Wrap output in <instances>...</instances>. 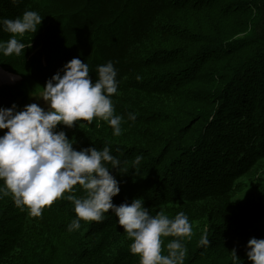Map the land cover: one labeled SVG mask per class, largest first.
Returning a JSON list of instances; mask_svg holds the SVG:
<instances>
[{"label":"trees","instance_id":"16d2710c","mask_svg":"<svg viewBox=\"0 0 264 264\" xmlns=\"http://www.w3.org/2000/svg\"><path fill=\"white\" fill-rule=\"evenodd\" d=\"M238 1L23 0L17 6L0 0L5 18L25 10L44 17L36 33L22 38L31 44L24 55H0V68L19 77L18 84H0V108L15 104L22 110L26 94L41 92L73 58L89 64L93 81L98 79L96 68L111 61L119 82L112 100L116 114L126 121L122 134L114 136L99 119L75 122L70 129L58 125L57 131H65L76 150L109 146L121 161L119 169L111 170L121 189L113 203L142 198L153 216L185 212L207 236L209 243L199 247L211 264H232L233 250L241 264H253L247 243L264 238V102L257 91L264 77V0L251 7ZM247 8L255 11L247 39L258 49L247 56L246 68L238 62L228 71L226 63L220 71L216 65L239 52L245 41H225L218 22H232L230 16L244 15ZM217 12L221 17L213 18ZM195 18L206 22L202 27L208 32L194 25ZM210 25L215 31L210 32ZM9 36L0 32V39ZM202 72L211 74L205 81L217 85L208 100L212 90L194 88L202 83ZM188 94L193 100L184 96ZM128 113L136 115L134 122ZM137 155L142 167L135 165ZM75 187L74 194L83 196L84 190ZM105 217L102 222L81 221L78 230L69 232L76 218L70 201L57 199L34 217L17 208L11 196L4 197L0 264H139L116 215ZM169 238H162L163 245ZM191 255L184 264L195 263L197 255Z\"/></svg>","mask_w":264,"mask_h":264},{"label":"clouds","instance_id":"9594fccd","mask_svg":"<svg viewBox=\"0 0 264 264\" xmlns=\"http://www.w3.org/2000/svg\"><path fill=\"white\" fill-rule=\"evenodd\" d=\"M22 2L11 0L17 6ZM43 18L34 10H25L14 19L0 16V32L10 34L7 40L0 39V55H24L31 44L22 38L36 33ZM96 71L98 79L93 81L89 64L73 58L46 81L40 92L45 107L31 103L22 110L15 104L0 108V130H7L0 136V199L11 196L17 208L34 217L57 199H66L76 213L69 232L78 230L81 221L102 222L105 213H114L132 241L130 252L140 257L139 264H183L185 241L193 235L189 216L183 211L174 217L163 211L153 216L142 198L117 206L113 197L120 193V182L111 170L120 168V159L111 154L109 146L76 150L75 141L65 131H57L58 125L70 129L75 122L91 124L99 119L111 126L114 136L122 134L126 121L116 114L112 100L118 92L117 69L108 61ZM128 120L134 122L136 115L128 113ZM141 160L137 155L135 165ZM77 185L84 190L83 196L74 194ZM163 237H174L167 244V254H163ZM199 243L207 245V236ZM246 255L253 264H264V238H251ZM241 261L233 250L232 264Z\"/></svg>","mask_w":264,"mask_h":264},{"label":"rangeland","instance_id":"374dc122","mask_svg":"<svg viewBox=\"0 0 264 264\" xmlns=\"http://www.w3.org/2000/svg\"><path fill=\"white\" fill-rule=\"evenodd\" d=\"M239 1H244V5L248 4V7H251L255 4V2H257L258 0H239ZM238 1V2H239ZM235 3H237V0H235ZM253 12H250V10L247 8V12H245L244 15L241 14H236L235 16H230L232 18V22L228 21L227 19H220L218 22L219 26V33L221 34V36L224 37L225 41H232L235 39H243L245 41V45L243 47H241L239 50V52H235L232 53L233 55L229 56L228 58L223 59L221 62H219L216 67L217 69H219L220 71L222 70L223 66L227 63L228 65V71L231 68H235L238 62H243L245 68L247 67L246 65V58L247 56L250 54H255V50L258 49V47H255V45H253L251 42H249L248 39H250L249 36V29L251 28V21L253 19ZM220 12H217L216 14H214V17H221V15H219ZM194 23V25H199L203 31H207V29H205L204 27H202L203 25H205V21H201V20H197V18H195V20L192 21ZM218 25H217V29H218ZM210 28V32L215 31L214 29L211 28V25L209 26ZM216 29V30H217ZM216 36V35H213ZM220 36V35H218ZM248 38V39H247ZM223 47V46H222ZM201 74H203L201 81L202 83H198L197 86H195L194 88L196 89H201L204 91V93H207V91L212 90L211 93L206 95V100L210 99L212 97V94L214 93L213 90H215L217 88L216 84H212L209 81H205V76H211V74L207 73V72H202ZM260 74H262V72L260 71ZM8 74H6L5 72L2 74V77H7ZM0 77V78H2ZM263 79V85L262 88H257L259 91V95L261 97L262 102H264V77H262ZM222 87H225V81L224 79L221 82ZM189 97L190 99L191 94L188 95H184ZM193 100V99H191ZM37 103L39 104L41 107H45V102L42 100V98H40V95L36 96V97H32L30 100V103ZM185 108L188 109L189 108V104H184ZM198 104L195 103V107H197ZM184 153V152H183ZM183 153H181L182 155H184ZM261 153V152H260ZM179 154V155H181ZM186 158V157H185ZM185 158L183 159V161L185 160ZM182 161V162H183ZM139 166H143V164H140ZM180 166V164L178 165ZM179 168V167H178ZM174 217V216H172ZM193 227V226H192ZM205 234H201L198 230H196L195 227H193V235L191 237L190 240H186L185 241V246L187 248V253L184 257V260L186 259V257L188 256V253H191V257L193 258L194 255H197V258L194 264H211L210 260L207 262V258L204 257V252L202 251L203 248L201 249L199 246L201 245L199 243V241L202 239L201 237H204ZM174 239V237L169 238V241H165L164 245H163V253L167 254V244ZM191 248L188 250V248ZM194 259V258H193ZM184 260H183V264H184Z\"/></svg>","mask_w":264,"mask_h":264},{"label":"bare ground","instance_id":"6f19581e","mask_svg":"<svg viewBox=\"0 0 264 264\" xmlns=\"http://www.w3.org/2000/svg\"><path fill=\"white\" fill-rule=\"evenodd\" d=\"M105 24V23H104ZM3 71L0 70V77H2Z\"/></svg>","mask_w":264,"mask_h":264}]
</instances>
